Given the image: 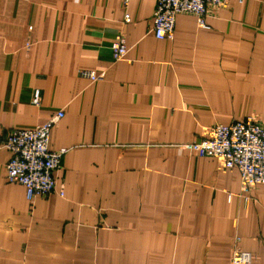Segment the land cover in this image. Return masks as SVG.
I'll return each instance as SVG.
<instances>
[{"label":"crops","instance_id":"crops-1","mask_svg":"<svg viewBox=\"0 0 264 264\" xmlns=\"http://www.w3.org/2000/svg\"><path fill=\"white\" fill-rule=\"evenodd\" d=\"M155 2L0 0V141L62 110L49 149L67 150L63 196L32 200L0 150V264H231L235 247L264 264V186L241 191L235 168L184 146L264 124V0L210 6L205 27L177 14L171 41L151 31Z\"/></svg>","mask_w":264,"mask_h":264},{"label":"built area","instance_id":"built-area-1","mask_svg":"<svg viewBox=\"0 0 264 264\" xmlns=\"http://www.w3.org/2000/svg\"><path fill=\"white\" fill-rule=\"evenodd\" d=\"M124 2L127 3L128 0ZM223 2L224 0H156L151 31L156 38L171 41L174 38L177 14L194 15L197 25L205 27L209 7H218ZM129 21V14L125 13L123 22ZM127 51L123 33L117 32L111 43L112 59H123ZM80 74L91 82L102 77V74L90 70H80ZM62 116V110H58L44 123L12 130L0 141V150L10 153L4 167L5 178L9 183L22 185L27 200L52 192L63 196V190L56 184L52 173L59 167V157L67 150L49 149L50 129ZM184 146L200 155L216 158L225 168H235L240 175L241 191H247L254 185L264 186V124L255 117L246 116L229 124H211L206 127L203 136ZM251 260V252L236 247L233 249L231 264H250Z\"/></svg>","mask_w":264,"mask_h":264},{"label":"rangeland","instance_id":"rangeland-1","mask_svg":"<svg viewBox=\"0 0 264 264\" xmlns=\"http://www.w3.org/2000/svg\"><path fill=\"white\" fill-rule=\"evenodd\" d=\"M251 116V115H250ZM254 117V116H253ZM257 119V118H256ZM258 120V119H257Z\"/></svg>","mask_w":264,"mask_h":264}]
</instances>
